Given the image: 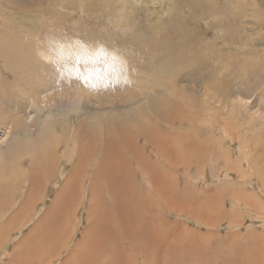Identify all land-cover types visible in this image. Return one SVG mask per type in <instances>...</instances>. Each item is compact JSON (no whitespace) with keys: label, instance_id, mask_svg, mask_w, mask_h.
<instances>
[{"label":"rangeland","instance_id":"rangeland-1","mask_svg":"<svg viewBox=\"0 0 264 264\" xmlns=\"http://www.w3.org/2000/svg\"><path fill=\"white\" fill-rule=\"evenodd\" d=\"M86 95L99 97L105 106L87 108L77 102L73 112L58 114L56 102L71 96L84 101ZM45 98L49 104L33 125L36 131H18L21 119L34 116L35 102L44 106ZM107 98L110 106L104 102ZM87 114L94 116V124L83 122ZM263 114L264 0H0V143H8L0 157V264H87L83 258L91 257L94 263L88 264H264ZM48 115L52 117L46 129L52 125L56 131L38 140ZM109 130L130 138L124 147H132L133 138L139 137L137 145L145 148V155L156 152L160 158L154 161L163 160L166 168L175 170V182L169 194L149 188L153 208L138 207L148 218L144 231L152 228L154 218L163 231L152 234L154 240L140 236L144 248L126 241L110 260L103 254L98 260L79 244L90 237L98 215H91L100 205L92 196L91 180L103 158L78 164L81 182L71 179L73 162L64 152L69 146V151L87 153L88 145L98 147L100 132ZM27 137L36 140L26 142ZM52 152L57 162L46 163ZM222 154L230 159L229 168ZM125 157L132 160L129 154ZM127 167L138 173L135 163ZM169 176L160 168L154 181L166 189ZM32 182L36 187L30 191L27 185ZM63 187L77 188L74 199L61 197L54 204L56 214L53 203ZM172 196L184 201L177 204ZM102 201L110 214L114 200L104 195ZM125 201L129 208L130 199ZM47 231L54 237L46 238ZM50 239L54 243L49 244ZM58 243L67 249L60 253ZM29 249L51 253L35 254V260Z\"/></svg>","mask_w":264,"mask_h":264},{"label":"bare ground","instance_id":"bare-ground-1","mask_svg":"<svg viewBox=\"0 0 264 264\" xmlns=\"http://www.w3.org/2000/svg\"><path fill=\"white\" fill-rule=\"evenodd\" d=\"M239 43V42H238ZM15 44H13V46H14ZM17 45V44H16ZM21 45H23V44H21ZM21 45H20V47H21ZM16 47H18V45L16 46ZM19 47V48H20ZM24 47V46H23ZM14 48H15V46H14ZM22 48V47H21ZM20 48V49H21ZM227 48V47H226ZM236 57V56H235ZM42 58H44V59H48L49 60V58L48 57H46V56H42ZM45 63H47L45 60H43ZM240 63V62H239ZM241 63H243V62H241ZM156 69V68H155ZM162 75V74H161ZM80 78L81 79H83L84 78V74H83V71H81V73H80ZM118 78V77H117ZM117 80H120L121 81V79H117ZM116 80V81H117ZM118 83H119V81H117ZM212 88V87H211ZM213 92V91H212ZM230 93V92H229ZM232 93V92H231ZM230 93V94H231ZM235 92H233L232 94H234ZM239 93V92H238ZM150 94H152L151 92H150ZM235 94H237V93H235ZM166 95V94H165ZM141 96V95H140ZM148 96H150V98L152 97V95H148ZM236 96V95H235ZM133 97V96H132ZM147 97V96H146ZM146 97H145V99H146ZM111 98V97H110ZM134 98V97H133ZM147 98H149V97H147ZM149 98V99H150ZM155 98L156 99H158V98H160V97H158L157 98V96L155 95ZM108 99V98H107ZM112 99V98H111ZM143 99V98H142ZM153 99V98H152ZM162 99V98H161ZM45 101V105L43 106V103H41V105H38L35 101V107H34V110H31V112L32 111H34L35 112V115L34 116H27L26 118H24V119H21V121H20V123H19V125L17 126V128H18V131L19 130H23L25 133H24V135H28V134H32L31 132H33V131H36V129L35 130H32V128H33V125H35V124H37V122H38V120H39V118H40V113L41 112H43L44 111V109H43V107H47V105L49 104V98L48 99H44ZM124 100H128V98H126V99H124ZM140 100V99H139ZM108 101H109V99L108 100H105L104 102L105 103H108ZM141 101H143V100H141ZM141 101H140V103H141ZM153 101V100H152ZM159 101H160V99H159ZM161 101H163V100H161ZM77 102L79 103V104H82V105H84L85 107H91V106H96V105H98V106H105V105H103V101H101L100 100V98L99 97H93V96H91V95H86V97L84 98V101H80V100H76V102H75V98H74V96H71V97H69V98H65V100L63 101V102H56L57 104L55 105V108H57L58 110H60V111H58L59 113L58 114H61L60 112H62V110H65V109H69V110H71V112H73L74 110H75V107L77 106ZM124 102V101H123ZM127 102V101H126ZM130 102V100L128 101V103ZM155 102V101H154ZM156 102H158V101H156ZM221 102V101H220ZM127 103V104H128ZM131 103L132 102H130V105H131ZM151 103V102H150ZM153 103V102H152ZM161 103V102H160ZM164 103V102H163ZM135 104V103H134ZM133 104V105H134ZM154 104V103H153ZM159 104V103H158ZM226 104V103H225ZM138 105V104H137ZM160 105V104H159ZM106 106H107V104H106ZM108 106H110L109 105V103H108ZM135 106V105H134ZM133 106V107H134ZM140 106H142V105H140ZM156 106V105H155ZM143 107V106H142ZM157 107H158V105H157ZM159 107H161V106H159ZM165 107V106H164ZM132 108V107H131ZM112 109V108H111ZM116 109V108H115ZM140 109V108H139ZM68 110V111H69ZM108 110V109H107ZM104 111H105V108H104ZM206 111V110H205ZM253 111V110H252ZM70 112V111H69ZM108 112V111H107ZM109 112H110V110H109ZM115 112V111H114ZM245 112H247L246 110H245ZM249 112V111H248ZM254 112V111H253ZM252 112V113H253ZM259 112V111H258ZM111 114H112V112H110ZM210 113V112H209ZM71 114V113H70ZM103 113H101L99 116H101ZM109 114V113H108ZM113 114H115V113H113ZM127 114V113H126ZM129 114V113H128ZM228 114H230V113H228ZM103 115H105V112H104V114ZM110 115V114H109ZM116 115V114H115ZM115 115H113V116H115ZM120 115H122V114H120ZM130 115V114H129ZM253 115V114H252ZM257 115V114H256ZM264 115V114H263ZM91 116L92 115H90V114H87L86 115V117H85V119L83 120V122L85 123V124H87L88 122H92L93 124H94V116H93V118H91ZM106 116V115H105ZM104 116V117H105ZM112 116V115H111ZM119 116V115H118ZM125 116V115H124ZM131 116H133V115H131ZM139 116V115H138ZM260 116H261V114H260ZM51 117H52V115H48V116H46L45 118H46V120H43L42 121V125H41V127H42V130H41V132H43L42 134H40V136H38V140H43V139H45V138H41V137H44V136H46V137H48L52 132H54V131H56V130H54V126H50L48 129H46V125L50 122V119H51ZM97 117V116H96ZM107 117V116H106ZM117 117V116H116ZM249 117V116H248ZM253 117V116H252ZM258 117V116H257ZM263 117V116H262ZM101 118V117H100ZM112 118V117H111ZM115 118V117H114ZM126 118V117H125ZM128 118V117H127ZM133 118V117H132ZM135 118V117H134ZM58 119H59V117H56V119L54 120V122H58ZM105 119V118H104ZM103 119V120H104ZM109 119V118H108ZM119 119H120V117H119ZM130 119V118H129ZM137 119V118H136ZM250 120H251V117L249 118ZM259 119V118H258ZM110 120V119H109ZM116 120V119H115ZM141 120H142V118H141ZM118 121V120H117ZM127 121V120H126ZM131 121H133V120H131ZM135 121H137V120H135ZM134 121V122H135ZM253 121V120H252ZM251 121V122H252ZM53 122V123H54ZM63 122V121H62ZM103 122V121H102ZM110 123L112 122V120L111 121H109ZM138 122H140L139 120H138ZM260 122V121H259ZM264 122V121H263ZM99 123V122H98ZM115 123V122H114ZM114 123H111V124H113L114 125ZM119 123V122H118ZM123 123V122H122ZM126 123V122H125ZM130 124H131V122H129ZM140 123H142V122H140ZM54 124H56V123H54ZM67 125H68V123H66ZM133 124H135V123H133ZM108 125V124H107ZM116 125V124H115ZM117 125H120V124H117ZM135 125H139V124H135ZM141 125V124H140ZM139 125V126H140ZM87 126H89L88 124H87ZM99 126V125H98ZM134 126V125H133ZM136 127V126H135ZM142 127V126H141ZM61 128V127H60ZM109 128V127H108ZM107 128V129H108ZM123 128V127H122ZM226 128V127H225ZM253 128H254V126H253ZM106 129V128H105ZM110 129H112L111 127H110ZM257 129L258 128H256V131H257ZM14 130H16L15 129V127H13V129H12V131H14ZM79 130H81V129H79ZM120 130H122V129H120ZM144 130H146V128H144ZM223 130V129H222ZM228 130V129H227ZM102 131V130H101ZM247 131V130H246ZM260 131V130H259ZM258 131V132H259ZM262 131V130H261ZM85 132V131H84ZM87 132L89 133V131L87 130ZM111 131L109 130V131H103V132H100V138H99V140H101L100 142H99V145H98V147L97 146H95V143L94 144H91V145H88V147L89 146H91V148L88 150L87 149V147L86 146H83V147H85L86 148V150H84V151H87L88 150V152L87 153H85V152H83V150H79V151H77L76 150V152L75 151H69V146H66V151L64 152V156L68 159L67 161L68 162H73V166H72V170H71V179H74V177H76L77 179L79 178L80 179V181L81 182H83L84 181V178L83 177H81V175H82V173H79V171H80V168H79V170H78V164H80L81 162H83V160L84 161H88L89 159H90V157L91 158H96V159H98V157L99 156H101L102 158H103V162L101 163V161L99 162V164H98V167L96 168V169H94L93 170V175H92V180H91V183H92V196H94L95 197V199L97 198L98 200H100L99 201V203H100V205L98 206V207H95V210L91 213V215H93V216H95L96 217V215H97V218L95 219V222L93 223V225H90V237L88 238V239H86V240H84L83 242H81L80 244H79V246H82V245H86V247L89 249V251H90V253H92L94 256H96L97 258H98V260H99V258L100 257H103V255L105 256V258L106 259H109L108 257L111 255V254H114L113 252L115 251L116 253L118 252V250L116 251L115 249H117V247L118 246H121L122 248H123V246H124V243L126 242V241H128L129 243H131V244H135V245H137L139 248H144V247H141V245L138 243V239L140 238V240H141V237L140 236H151V238H153V240H154V237H153V235L152 234H154V235H156L157 234V232H162L163 230H160L159 228H158V226L155 224V223H153V221H156L157 219H153V220H151V222H150V224H152L153 226H151L152 228L150 229H147V230H145L144 231V225L146 224V223H148L147 222V216L146 215H144L141 211H140V209H138V207L139 206H144L145 208H153L152 207V205H151V203H150V200H149V197H148V193H149V191H148V189L149 188H155V189H157L158 191H160V192H165L166 191V194H169V189H170V187L172 186V187H174V182H175V176L173 175V173H172V171L173 172H175V170H173L172 169V167L171 168H166L165 167V165H164V162H162L161 161V163L159 164L157 161H154L155 159H154V157L155 156H159V158H160V154H156V155H154L155 153L154 152H152L151 154H150V156H147V155H145V153H144V150H145V148L144 147H140V145L138 146L137 144L139 143V141H140V139H139V137H134L133 138V145H132V147L130 146H126V147H124L125 146V142H126V144H127V142L129 141V137L127 136V135H124V136H119V135H121V133H118V135L117 136H114V135H116V133H117V131H115L116 133L113 135V131L110 133ZM146 132V131H145ZM144 132V133H145ZM229 132H230V130H229ZM255 132V131H254ZM262 132H264V130L262 131ZM212 133V132H211ZM223 133H224V131H223ZM228 133V132H227ZM243 133H245V131L243 132ZM138 134V133H137ZM146 134V133H145ZM216 134V133H215ZM222 134V133H221ZM220 134V138H221V135ZM226 134V133H225ZM242 134V133H241ZM240 134V135H241ZM261 134V133H260ZM259 134V135H260ZM263 135H264V133H262ZM36 135H38V134H36ZM89 135H90V133H89ZM192 135H193V133H192ZM194 135H196L195 133H194ZM193 135V136H194ZM258 135V136H259ZM16 136V135H15ZM33 136V135H32ZM78 136V135H77ZM91 136V135H90ZM190 136V135H189ZM226 136H227V134H226ZM255 136V135H254ZM262 136V135H261ZM94 137H96V136H94ZM94 137H92L90 140H94L93 138ZM188 137V136H187ZM195 137V136H194ZM257 137V136H256ZM7 138H8V136H7ZM10 138V137H9ZM8 138V139H9ZM39 138H41V139H39ZM73 138V137H72ZM118 138V139H117ZM196 138V137H195ZM249 138V137H248ZM255 138V137H254ZM254 138H253V140L252 141H254ZM119 139H121V140H119ZM132 139V138H131ZM191 139V138H190ZM197 139V138H196ZM224 139V138H223ZM7 140V139H6ZM6 140L5 141H3V142H1L0 143V157L2 158V155H3V150H2V147H3V144H7L8 145V143L6 142ZM25 140H26V142H31V141H33L34 142V140H36V138H31L30 137V139H28V137L27 138H25ZM49 140V139H48ZM84 140H86V141H88V137H84ZM150 139L149 138H147L146 140H145V142H147V144H152V142H151V140L149 141ZM198 140V139H197ZM249 141H250V139H248ZM256 140V139H255ZM264 140V139H263ZM199 141V140H198ZM230 141V140H229ZM228 141V142H229ZM241 141V140H240ZM249 141H247L248 143H249ZM6 142V143H5ZM32 142V143H33ZM31 143V144H32ZM128 143H130V141L128 142ZM176 143H178V141L176 142ZM179 143H181V142H179ZM178 143V144H179ZM245 143V142H244ZM247 143V144H248ZM251 143V142H250ZM256 143H257V140H256ZM256 143H254L255 145H256ZM34 144V143H33ZM67 144V143H66ZM183 144V143H182ZM181 144V145H182ZM196 144V143H195ZM228 144V143H227ZM238 144V143H237ZM236 144V145H237ZM241 144V143H240ZM28 145H29V143H28ZM36 145V144H35ZM34 145V146H35ZM54 145V144H53ZM131 145V144H130ZM175 145V144H174ZM173 145V146H174ZM234 145V144H233ZM241 145H243V144H241ZM33 146V145H32ZM33 146V147H34ZM193 146H195V145H193ZM247 146V145H246ZM5 147V146H4ZM83 147H82V149H83ZM185 147V146H184ZM189 147V146H188ZM192 147V146H191ZM199 147V146H198ZM237 147V146H236ZM244 147V146H243ZM126 148V149H125ZM240 148H242V147H240ZM253 148V147H252ZM243 150L245 149V148H242ZM153 150V149H152ZM192 150V149H191ZM190 150V151H191ZM194 150V149H193ZM252 150V149H251ZM250 150V151H251ZM5 152V151H4ZM11 152V151H10ZM40 152V151H39ZM236 152V151H235ZM8 153V152H7ZM12 153V152H11ZM15 153V152H14ZM52 153H54V152H52ZM154 153V154H153ZM228 153V152H227ZM226 153V154H227ZM245 153V152H244ZM250 153V152H249ZM4 154H6V153H4ZM17 154V153H16ZM19 154H20V152H19ZM18 154V155H19ZM29 154V153H28ZM130 155V158L132 157V160H130L129 159V161H125V156H127V155ZM190 154V153H189ZM230 154V153H229ZM242 156H243V154L242 153H240ZM239 154V152H238V155H240ZM11 156L13 155V153L12 154H10ZM9 155V156H10ZM24 155V154H23ZM30 155V154H29ZM186 155V154H185ZM240 155V156H241ZM248 155V154H247ZM14 156V155H13ZM38 156V155H37ZM53 156L54 157H48V161L46 162V163H48L49 161L52 163H54V162H57V153L55 152L54 154H53ZM245 156V155H244ZM259 157V156H258ZM4 158H5V156H4ZM8 159L9 158H11V157H7ZM16 158V157H15ZM21 158H23V157H21ZM36 158V157H35ZM154 160H153V159ZM155 158H157V157H155ZM172 158V157H171ZM183 158V157H182ZM181 158V159H182ZM222 158L225 160V164H226V167L227 168H229L230 167V165H231V162H230V159L229 158H227L224 154H222ZM12 159V158H11ZM17 159V158H16ZM29 159H31L32 160V164L35 162L34 160V158H29ZM38 159H40V158H38ZM49 159H52V160H49ZM185 159V158H184ZM21 160V159H20ZM154 162H153V161ZM169 160V159H168ZM188 160V159H187ZM243 160V159H242ZM250 160V159H249ZM13 161V160H12ZM7 162V161H6ZM10 162V161H9ZM9 162H7V163H9ZM131 162L132 163H135L136 165H137V168H138V173L137 174H133V173H131V170H130V167H127L126 168V165L127 164H131ZM160 162V161H159ZM251 163V165H252V162L253 161H250ZM2 163V162H1ZM4 163V162H3ZM15 163V162H14ZM17 163V162H16ZM240 163V162H239ZM11 164H13V163H11ZM3 165V164H2ZM5 165V164H4ZM10 165V164H9ZM22 165V164H21ZM249 165V164H248ZM254 165V164H253ZM11 166V165H10ZM19 166V165H18ZM82 166V165H81ZM130 166V165H129ZM236 166V165H235ZM4 167V166H3ZM28 167V166H27ZM88 167L89 168H92L93 169V167H94V165H91V163H88ZM170 167V166H169ZM243 167V166H242ZM249 167H250V165H249ZM12 168V167H11ZM10 168V169H11ZM14 168V167H13ZM15 168H17V167H15ZM14 168V169H15ZM23 168V167H22ZM160 168L163 170V171H165L166 172V174L168 175V174H170V180H171V182H168V183H166V184H164V185H166V189H163L162 188V182H155L154 181V175H155V173L159 170L160 171ZM13 169V170H14ZM18 169H19V167H18ZM245 169V168H244ZM20 170V169H19ZM22 170V169H21ZM27 170V169H26ZM46 170H48V169H46ZM237 170V169H236ZM248 170V169H247ZM4 171H5V169H4ZM28 171V170H27ZM250 171V170H249ZM9 172V171H8ZM65 171L63 170L62 172L60 171V173H62L61 175L64 177L65 176V173H64ZM129 172V174L126 176V174ZM22 173V172H21ZM28 173V172H27ZM46 173V172H45ZM141 173V175H140V177H138V174H140ZM252 173V172H251ZM17 174V173H16ZM24 174V173H23ZM23 174H21V175H23ZM30 174V173H29ZM48 173H46L45 174V178L48 180V179H50L51 178V176H46ZM113 174H116V177H114L113 176ZM241 174V173H240ZM2 176H3V174H1ZM31 175V174H30ZM187 175V174H186ZM5 176V175H4ZM24 176V175H23ZM37 176V175H36ZM79 176V177H78ZM38 177V176H37ZM43 176H40V178H42ZM188 177H191V179H192V176H191V174H189V172H188ZM11 178V177H10ZM21 178V177H20ZM20 178H18V179H20ZM39 178V177H38ZM86 178V180H87V177H85ZM6 179V178H5ZM15 179V178H14ZM77 179H76V182H77ZM166 179H168V178H166ZM260 179V178H259ZM1 180H2V178H1ZM17 180V179H16ZM75 180V179H74ZM3 181V180H2ZM34 182H35V180H34ZM34 182H32V184H28L27 186H28V189L30 190H32L33 188L32 187H34L35 185H34ZM2 183V182H1ZM15 183V182H14ZM20 183H21V181H20ZM37 183V182H36ZM42 183V182H41ZM115 183H117L116 185H115ZM4 184V183H3ZM5 184H6V181H5ZM4 184V186H7V185H5ZM17 184H18V182H17ZM16 184V185H17ZM75 184V183H74ZM19 185V184H18ZM34 185V186H33ZM248 185V184H247ZM15 186V185H14ZM21 186H22V184H21ZM77 186V185H76ZM254 186H255V184H254ZM36 187V186H35ZM253 187V186H252ZM255 187H257V186H255ZM11 188V187H10ZM9 188V189H10ZM13 188V187H12ZM75 188H77V187H75ZM74 188V189H75ZM161 188V189H160ZM16 189V188H15ZM35 189V188H34ZM73 189V187H69V189L68 190H66L64 187L61 189V192H60V195H59V197H57V199L55 200V202L53 203V205L54 204H56L58 201H59V199L61 198V197H63L62 198V201L65 199V198H67L68 197V199L69 198H71L72 197V199H74V189ZM80 189H83V185L81 186V187H78L77 188V193H80ZM20 190V189H19ZM22 190H24V189H22ZM30 190V191H31ZM37 190V189H36ZM16 191V190H15ZM29 191V192H30ZM66 191V192H65ZM255 191H257V190H255ZM24 192H25V190H24ZM36 192V191H35ZM65 192V193H64ZM176 192V191H175ZM175 192H173V193H175ZM16 193V192H15ZM259 193V192H258ZM9 194V193H8ZM13 194V193H12ZM164 194V193H163ZM248 194V193H247ZM251 194V193H250ZM1 195H3V194H1ZM10 195V194H9ZM22 195V194H21ZM38 195V194H37ZM104 195H108L112 200H114V203H113V205H112V207H110V214L106 211V207H105V204H103V201H102V197L104 196ZM256 195V194H255ZM12 196V195H11ZM14 197V196H13ZM21 197V196H20ZM30 197V196H29ZM119 197H124L125 199H130V202H129V208H128V203H127V201H125V199H123V198H121V199H119ZM172 198H173V200H174V202L175 203H179V202H182V201H184V200H178V201H176V199L177 198H175V196H172ZM21 199V198H20ZM36 199H38V197L36 198ZM11 200V199H10ZM28 200V199H27ZM1 201V200H0ZM5 202V201H4ZM3 202V203H4ZM10 203H11V201H9ZM34 202V201H33ZM235 202V201H234ZM27 203V202H26ZM65 203V202H64ZM1 204V203H0ZM236 204V203H235ZM237 204H239V203H237ZM11 205H12V203H11ZM250 205V204H249ZM13 206V205H12ZM55 206V212H56V214H57V207L58 206H56V205H54ZM15 207V206H14ZM241 207V206H240ZM19 208V207H18ZM262 208V207H261ZM54 209V208H53ZM6 210H8V208L6 209ZM11 210V209H10ZM14 210V209H13ZM12 210V211H13ZM24 210V209H23ZM32 210H33V208H32ZM65 210V209H64ZM17 211V210H16ZM16 211H14V213H19V212H16ZM25 211V210H24ZM22 212V211H21ZM20 212V213H21ZM14 213H12V214H14ZM25 213H26V211H25ZM135 213H138V214H142V215H144V216H140L139 218H137L136 217V215H135ZM24 214V213H23ZM16 215V214H15ZM63 215H66V217L69 219V214L67 213V211H64V213H63ZM62 215V216H63ZM59 216V215H58ZM13 217L15 218V216L13 215ZM12 217V218H13ZM57 217V216H56ZM55 217V218H56ZM59 218V217H58ZM61 218V217H60ZM54 219V218H53ZM13 220V219H12ZM16 220V219H15ZM14 220V221H15ZM63 220V219H62ZM70 220V219H69ZM88 220H89V217H88ZM224 220V219H223ZM30 221V220H29ZM239 221V220H238ZM246 221V220H245ZM23 222V221H22ZM33 222V221H32ZM58 222V221H57ZM10 224H12V222H10ZM9 224V225H10ZM28 224V223H27ZM64 224V223H63ZM65 224H66V222H65ZM111 225H115L114 227V229H110V226ZM136 225V227L138 226V225H141L138 229L137 228H133L134 226ZM12 226V225H11ZM66 226H69V225H66ZM264 226V225H263ZM64 228H67V227H61V229H62V231H64ZM43 230H45V229H42L41 230V232L43 231ZM144 231V232H143ZM201 231V230H200ZM0 232H2V231H0ZM45 232V231H44ZM60 233V232H59ZM78 233V232H77ZM262 233V232H261ZM4 234H6V233H4ZM62 235V234H61ZM61 235H60V237H61ZM74 235V234H73ZM76 235V234H75ZM163 235V234H162ZM40 237H41V233H40V235H39ZM58 236V235H57ZM45 237L46 238H53L54 237V234H51V233H49L48 231L45 233ZM59 237V236H58ZM59 237V238H60ZM10 238V237H9ZM42 238H43V236H42ZM248 238V237H247ZM0 239H2V238H0ZM37 239V238H36ZM145 239H146V237H145ZM264 239V238H263ZM34 240V239H33ZM44 240H46V239H44ZM59 241L61 240L62 241V239L60 238V239H58ZM151 240V242L153 241L152 239H150ZM10 241V240H9ZM61 241H60V243H61ZM142 241V240H141ZM50 242H52V243H54L53 241H52V239H50V241H49V244H50ZM147 242V241H146ZM60 243H58L59 244V246H57L58 247V250H59V252L60 253H62L63 252V250L65 249H67L66 247H68V246H65L64 245V243H62L63 244V246L62 245H60ZM153 243L154 242H152V245H153ZM48 244V243H47ZM203 245V244H202ZM23 246V245H22ZM28 246V245H27ZM62 246V247H61ZM70 246V245H69ZM52 247V246H51ZM54 248V247H53ZM76 248V247H75ZM49 249V248H48ZM80 249V248H79ZM146 249V248H145ZM18 250H20V249H18ZM41 250V249H40ZM43 250V249H42ZM57 250V249H56ZM81 251H82V253L84 252L82 249H80ZM29 251H31L30 249H29ZM33 252H34V250H32ZM31 251V252H32ZM38 251V250H37ZM149 251V250H148ZM30 252V253H31ZM32 252V253H33ZM42 252V251H41ZM29 253V254H30ZM31 253V254H32ZM38 253H40V251L38 252ZM38 253H36L35 252V254H37L38 255ZM43 253H45L46 255L48 254L49 255V253H51V251H47V252H44L43 251ZM43 253H40L41 255L43 254ZM60 253H57V254H59L60 255ZM74 253V252H73ZM18 255H19V253H17ZM25 254V253H24ZM23 254V255H24ZM35 254L33 253V255L32 256H34L35 257ZM103 254V255H102ZM27 255V254H26ZM26 255H24V256H26ZM74 255V254H73ZM73 255L71 256V257H73ZM130 255V254H129ZM52 256V255H51ZM54 256H55V253H54ZM53 256V257H54ZM81 256H82V254H81ZM89 256V253H88V255H87V257ZM131 256V255H130ZM27 257V256H26ZM25 257V258H26ZM49 257V256H48ZM69 257V256H68ZM40 258V257H39ZM61 258V257H60ZM74 258V257H73ZM73 258H71V259H73ZM89 258V257H88ZM92 258L93 257H91V261H93L92 260ZM147 258H148V255H147ZM27 259V258H26ZM30 259H31V256H30ZM68 259V258H67ZM82 259V258H81ZM84 260H82V261H84V262H87V264H88V262H91V261H87V260H85V258H83ZM90 259V258H89ZM94 259V258H93ZM101 259H104V258H101ZM35 260H37V258L35 257ZM54 260V259H53ZM95 260V259H94ZM97 260V261H98ZM110 260V259H109ZM108 260V261H109ZM27 261H28V259H27ZM26 261V262H27ZM30 261V260H29ZM77 261V260H76ZM97 261H95V263H97ZM159 261H161V260H159ZM33 261L31 260V263H32ZM37 262V261H36ZM66 262V261H65ZM75 262V261H74ZM99 262V261H98ZM102 262V261H101ZM103 262H104V260H103ZM68 263V262H67ZM71 263V262H70ZM93 263H94V261H93ZM92 263V264H93ZM106 263V262H105ZM110 262H107L106 264H109ZM160 263V262H159ZM28 264H30V262L28 263ZM72 264H74V263H72ZM98 264V263H97ZM103 264V263H102ZM161 264V263H160Z\"/></svg>","mask_w":264,"mask_h":264}]
</instances>
